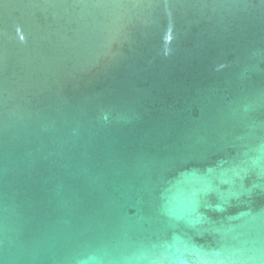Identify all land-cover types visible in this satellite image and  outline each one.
Here are the masks:
<instances>
[{"label": "water", "instance_id": "obj_1", "mask_svg": "<svg viewBox=\"0 0 264 264\" xmlns=\"http://www.w3.org/2000/svg\"><path fill=\"white\" fill-rule=\"evenodd\" d=\"M0 264H264V0H0Z\"/></svg>", "mask_w": 264, "mask_h": 264}]
</instances>
